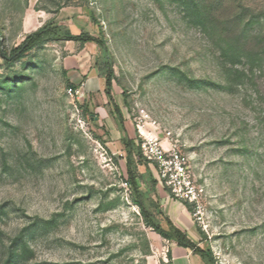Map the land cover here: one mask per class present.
I'll list each match as a JSON object with an SVG mask.
<instances>
[{
	"label": "rangeland",
	"instance_id": "rangeland-1",
	"mask_svg": "<svg viewBox=\"0 0 264 264\" xmlns=\"http://www.w3.org/2000/svg\"><path fill=\"white\" fill-rule=\"evenodd\" d=\"M26 14L107 53L48 40L15 57ZM108 71L136 144L179 151L202 189L183 211L156 164H137L161 225L157 209L184 220L215 264H264V0H0V264H174L131 202L116 113L67 91Z\"/></svg>",
	"mask_w": 264,
	"mask_h": 264
},
{
	"label": "trees",
	"instance_id": "trees-1",
	"mask_svg": "<svg viewBox=\"0 0 264 264\" xmlns=\"http://www.w3.org/2000/svg\"><path fill=\"white\" fill-rule=\"evenodd\" d=\"M48 40H70L77 41L82 44L86 42H94L100 48H102L104 52L107 53V46L105 40L102 37L93 36L92 34H89L87 32L72 34L68 31H65L61 26L55 23H44L38 29L25 35L21 45L15 49L14 55L15 57H19L23 52L28 51L33 47L40 45ZM1 54L4 58L9 59V57L6 56L5 52L1 51ZM104 78L105 94L108 97L109 103L112 105V109L118 117L122 129H124V122L120 108L115 103L110 92L112 72L108 71L105 74ZM69 86H72V84H70ZM120 142L122 145V149L125 153L127 172L126 184L128 185L131 192V202L138 207L139 213L143 219L144 224L150 227L161 238L174 241L178 246L187 248L193 253L199 255L205 264H215V258L211 250H205L199 247L198 244L192 241L184 230L177 227L172 222V220L164 214L162 210L157 209V212L162 216L163 220L165 221L167 225L166 228L161 225L160 221L150 211L146 203L147 193L139 188L137 182L138 177L136 172L137 164H143V162H150L145 158V156H143L140 146L136 144L133 139L129 138L128 136H123ZM183 205L188 211H191L190 203L188 204V202H185L183 203Z\"/></svg>",
	"mask_w": 264,
	"mask_h": 264
},
{
	"label": "built area",
	"instance_id": "built-area-1",
	"mask_svg": "<svg viewBox=\"0 0 264 264\" xmlns=\"http://www.w3.org/2000/svg\"><path fill=\"white\" fill-rule=\"evenodd\" d=\"M84 82L77 86H69L68 93L71 96H84ZM145 158L157 166L158 178L168 188L171 195L190 204H196L202 189L197 187L186 166L181 153L172 148L165 150L162 145L145 140L141 144ZM143 155V156H144Z\"/></svg>",
	"mask_w": 264,
	"mask_h": 264
},
{
	"label": "crops",
	"instance_id": "crops-1",
	"mask_svg": "<svg viewBox=\"0 0 264 264\" xmlns=\"http://www.w3.org/2000/svg\"><path fill=\"white\" fill-rule=\"evenodd\" d=\"M57 19L58 18L54 19L55 24H57L63 28L64 26L61 23L57 22ZM39 20L41 21V24H38L36 26V21L39 22ZM46 21L47 20L44 21V16H40V17L35 16L34 17L32 14H26L23 17L21 28L24 29V28L28 27V28L32 29V31H34V30L38 29L39 27H41L44 23H46ZM86 43H84V44H86ZM42 44H44V42ZM42 44H40V45H42ZM40 45H37V46H40ZM37 46H35V47H37ZM81 74L83 75V74H85V72H81ZM84 81H85L84 82V84H85L84 90L89 92L90 95L99 94L100 96H102L103 100H102L101 104H98L95 107L94 111L97 114L96 118H98L101 121L103 120V121L107 122L108 117H109V113H110L109 108H110V106L112 107V105L111 104L108 105V102L104 96V91H105L104 80L101 79L100 77H98L96 73L91 72L89 75H87V78ZM115 103L120 108L118 102H115ZM123 122H124V129L126 131V135L129 138L134 140V138H133L134 137V131H133L132 126H130L131 124H129V122H127V121H123ZM122 135L124 136L125 133L124 132H123V134L118 133L117 138H119V142L121 141V138L123 137ZM111 137H112V139L116 138V136H111ZM183 211H187V209L185 208L184 205H183ZM170 219L172 220V222L177 227H179L180 229L185 231V227L187 224H185L186 222L184 220L179 219V222H174L172 218H170ZM183 225L185 227H183ZM171 251H172V259H173L174 264H205L199 255L193 253L191 250H189L187 248H183V247L178 246L176 243L171 248Z\"/></svg>",
	"mask_w": 264,
	"mask_h": 264
}]
</instances>
